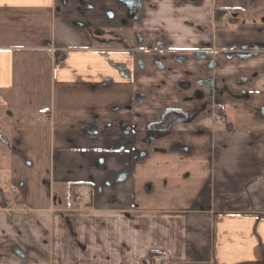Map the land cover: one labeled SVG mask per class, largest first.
I'll return each mask as SVG.
<instances>
[{
    "label": "crops",
    "instance_id": "0c3cea01",
    "mask_svg": "<svg viewBox=\"0 0 264 264\" xmlns=\"http://www.w3.org/2000/svg\"><path fill=\"white\" fill-rule=\"evenodd\" d=\"M132 46L154 48L144 68ZM0 104V264H264V0H0ZM167 106L199 115L146 143Z\"/></svg>",
    "mask_w": 264,
    "mask_h": 264
},
{
    "label": "flooded vegetation",
    "instance_id": "af4514ba",
    "mask_svg": "<svg viewBox=\"0 0 264 264\" xmlns=\"http://www.w3.org/2000/svg\"><path fill=\"white\" fill-rule=\"evenodd\" d=\"M122 5H124L128 12L134 13L139 9V7L142 5V0H119ZM232 11H235L232 8H220L216 9V17L220 20H223L225 17L228 16V20L231 22L232 19L235 17L234 13ZM227 23H225V26ZM93 33L97 34L98 36H107L110 35L112 39L120 40L121 34L117 29H107V28H98L96 30H91ZM161 48L158 50V52H165L166 55L169 56H177L176 50H172L168 48V45H166V42L160 41ZM212 50V48H210ZM257 47L249 44H244L240 46H232L228 49H214L213 51L219 55H223L225 57L235 58L238 56L242 57H249L257 53ZM130 58H136L139 60V62L142 64L141 68H144L142 61L144 58L148 56V54L152 51H155L153 47H139V46H132V47H125L123 50ZM139 55H142L143 59L139 57ZM139 58V59H138ZM158 59L160 61L165 59V56H158ZM164 65V64H163ZM123 66V65H122ZM120 66V67H122ZM125 66V65H124ZM143 66V67H142ZM213 66V65H212ZM164 67L167 69V67L164 65ZM143 70V69H141ZM214 78L212 74V67L208 68L206 70V73L204 76L200 77L196 80V86L201 89H207L206 95L203 97L204 103L211 104L213 103V93L220 92L221 88L219 86L215 85ZM198 91V90H196ZM195 91V92H196ZM221 107L222 112L218 116H222L224 114L223 107L220 106V104L215 105L214 112L217 115L216 107ZM264 109V108H263ZM198 112H196L195 107L184 109L182 107L177 106H167L165 107L161 113L155 118L154 120H151L150 122H147L146 124V135L144 137V141L146 143H153L157 140L167 137L171 135L175 128L179 124L184 123H190L192 122L196 117H198ZM0 138L3 142H7V139L5 136L0 135ZM0 203H5L4 193L0 189Z\"/></svg>",
    "mask_w": 264,
    "mask_h": 264
},
{
    "label": "rangeland",
    "instance_id": "374dc122",
    "mask_svg": "<svg viewBox=\"0 0 264 264\" xmlns=\"http://www.w3.org/2000/svg\"><path fill=\"white\" fill-rule=\"evenodd\" d=\"M16 121L9 115V107L6 104H0V135L9 133L11 127ZM10 165V147L0 138V188H4L8 179V169ZM5 203L13 199L11 189H8L5 196ZM77 199V198H76ZM89 203V202H88Z\"/></svg>",
    "mask_w": 264,
    "mask_h": 264
},
{
    "label": "built area",
    "instance_id": "2783aa9c",
    "mask_svg": "<svg viewBox=\"0 0 264 264\" xmlns=\"http://www.w3.org/2000/svg\"><path fill=\"white\" fill-rule=\"evenodd\" d=\"M77 201L83 206L88 205V199L84 196H78ZM158 261L159 263H165L167 261V256L165 254L158 255Z\"/></svg>",
    "mask_w": 264,
    "mask_h": 264
},
{
    "label": "trees",
    "instance_id": "16d2710c",
    "mask_svg": "<svg viewBox=\"0 0 264 264\" xmlns=\"http://www.w3.org/2000/svg\"><path fill=\"white\" fill-rule=\"evenodd\" d=\"M216 111H217V115H220L221 114V112H222V109H221V107H216Z\"/></svg>",
    "mask_w": 264,
    "mask_h": 264
},
{
    "label": "bare ground",
    "instance_id": "6f19581e",
    "mask_svg": "<svg viewBox=\"0 0 264 264\" xmlns=\"http://www.w3.org/2000/svg\"><path fill=\"white\" fill-rule=\"evenodd\" d=\"M89 204V203H88ZM88 206V205H87Z\"/></svg>",
    "mask_w": 264,
    "mask_h": 264
}]
</instances>
